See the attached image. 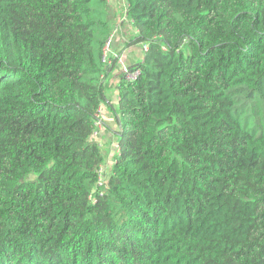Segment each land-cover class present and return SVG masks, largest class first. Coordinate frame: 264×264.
<instances>
[{
	"label": "trees",
	"instance_id": "16d2710c",
	"mask_svg": "<svg viewBox=\"0 0 264 264\" xmlns=\"http://www.w3.org/2000/svg\"><path fill=\"white\" fill-rule=\"evenodd\" d=\"M99 188L108 0H0V264H264V0H126Z\"/></svg>",
	"mask_w": 264,
	"mask_h": 264
},
{
	"label": "crops",
	"instance_id": "0c3cea01",
	"mask_svg": "<svg viewBox=\"0 0 264 264\" xmlns=\"http://www.w3.org/2000/svg\"><path fill=\"white\" fill-rule=\"evenodd\" d=\"M125 1L119 0L109 3V13L112 17L113 30L116 27H120L114 37L113 50L120 56L115 60V64L110 68V72L107 75V89L106 100L102 103V114L104 128L98 138L94 137L95 141L103 140L105 144L107 142H113L115 139L116 131L119 129V124L116 121V109L118 108V102L120 98V90L122 83V68L123 64L128 66H135L139 64L144 57V51L142 45L137 50L134 47L137 45L133 43L136 34V28L127 20H122L119 14V5H124ZM138 44V43H137ZM141 51L143 56L141 57ZM100 139V140H99ZM108 147V145H107Z\"/></svg>",
	"mask_w": 264,
	"mask_h": 264
},
{
	"label": "built area",
	"instance_id": "2783aa9c",
	"mask_svg": "<svg viewBox=\"0 0 264 264\" xmlns=\"http://www.w3.org/2000/svg\"><path fill=\"white\" fill-rule=\"evenodd\" d=\"M122 20H127L130 21L129 18L127 17V13H124L122 16ZM120 29V27H116L115 30L111 33V35L108 37L106 40V43L103 48V57L102 60L106 67L109 69L114 66L115 60L119 59L120 56L113 50V42H114V37L117 31ZM138 29H136V34H138ZM148 43H142V50L145 52L148 50ZM142 70L139 66H128L123 64L122 68V79L125 81H133L139 78L141 75ZM101 77L105 79L106 73H102ZM96 130L94 132V136L99 135L103 128H104V123H103V114H102V106L100 107L98 113H97V118H96ZM108 170L107 168L101 166L98 169V174H99V179H98V185L99 186H104L106 184V176H107Z\"/></svg>",
	"mask_w": 264,
	"mask_h": 264
},
{
	"label": "rangeland",
	"instance_id": "374dc122",
	"mask_svg": "<svg viewBox=\"0 0 264 264\" xmlns=\"http://www.w3.org/2000/svg\"><path fill=\"white\" fill-rule=\"evenodd\" d=\"M110 1L111 2H115L116 0H108L109 3H110ZM117 1H119V0H117ZM119 9H120L119 14L122 17L124 15V10H125L124 9V5L120 4L119 5ZM136 45L137 46L134 47L135 51L137 50V48H140V46L142 45V42L138 43ZM140 56L141 57L143 56L142 51H141V55ZM99 135L94 136V137L98 138ZM114 135H115V139L113 140V142H107V144H105L103 140H101V142L98 141L100 147L102 148V153H103V156H104V161H103V163L101 165L103 167L107 168V170H108V173H107V176H106V182H107V178H108L109 174L112 171L113 161L116 158V156L118 155L119 147H120L119 144H118L117 133L114 134ZM107 145H108V147H107ZM99 189H101L102 191L106 190L105 186L102 187V188H99Z\"/></svg>",
	"mask_w": 264,
	"mask_h": 264
}]
</instances>
